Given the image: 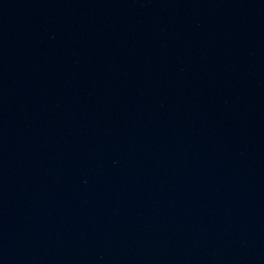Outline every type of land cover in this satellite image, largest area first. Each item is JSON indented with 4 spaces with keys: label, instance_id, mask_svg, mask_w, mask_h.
I'll list each match as a JSON object with an SVG mask.
<instances>
[{
    "label": "water",
    "instance_id": "water-1",
    "mask_svg": "<svg viewBox=\"0 0 264 264\" xmlns=\"http://www.w3.org/2000/svg\"><path fill=\"white\" fill-rule=\"evenodd\" d=\"M0 264H264V0H0Z\"/></svg>",
    "mask_w": 264,
    "mask_h": 264
}]
</instances>
